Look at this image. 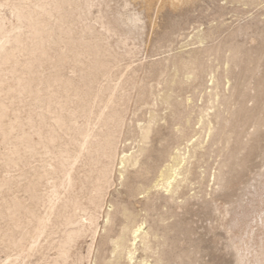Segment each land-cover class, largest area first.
Wrapping results in <instances>:
<instances>
[{
    "label": "rangeland",
    "instance_id": "1",
    "mask_svg": "<svg viewBox=\"0 0 264 264\" xmlns=\"http://www.w3.org/2000/svg\"><path fill=\"white\" fill-rule=\"evenodd\" d=\"M70 1L71 36L96 43L98 57L107 63L92 83L114 90L124 118L119 152L139 155L141 146L149 151L138 156L134 167L123 168L122 174L118 168L113 170L97 224L89 226L79 216L82 223L74 226L84 230L63 258L56 250L62 232L55 229L42 235L29 253L8 250L14 255L9 256L0 243V264L10 258L4 263L9 264L14 257L15 264H264V0ZM14 2L0 0V24L5 35L20 31L28 38L29 28L12 13ZM50 24H57L55 15L50 16ZM90 38L95 43L88 42ZM55 51L49 48V58ZM87 53L76 63L67 60L60 73L81 83L82 69L94 58ZM47 66L44 63L39 69L43 75L50 72ZM11 82L8 77L7 84ZM167 92L173 106L161 100ZM14 104L17 107L18 102L9 111ZM151 116L159 123L143 142L140 129ZM4 151L0 144V160ZM175 152L183 160L177 181L170 185L177 186L174 192L147 191ZM144 160L148 164H142ZM144 166L149 171L142 189L147 192L129 194L134 169ZM3 167L2 161L0 180L6 173L18 175L15 168ZM117 205L132 214L131 226L142 223L147 234L145 240L137 238L128 263L116 262L112 251V240L122 230L121 219L115 216L104 222L107 210L113 213ZM38 211L43 214L45 207L39 206ZM123 237L127 242L128 236Z\"/></svg>",
    "mask_w": 264,
    "mask_h": 264
},
{
    "label": "bare ground",
    "instance_id": "2",
    "mask_svg": "<svg viewBox=\"0 0 264 264\" xmlns=\"http://www.w3.org/2000/svg\"><path fill=\"white\" fill-rule=\"evenodd\" d=\"M15 1L12 5V13L18 22L27 25L30 36L25 35L28 38H24L20 31L11 36L5 35L4 25L0 24V34H2L0 36V144L5 146L3 160L0 161H3L6 170L10 171L14 168L18 170V175H9L11 173L7 175L5 172L6 176L0 180V221H2L0 243L7 251L14 250L18 253L28 251L29 253L37 240L43 237L42 235L59 229L62 237L56 250L59 251V257L63 258L68 245L84 230L82 226H74V223L80 222L79 216L84 217L89 226L96 222L104 191L111 181L113 170L118 168L119 173L122 174L123 168L134 167L140 160L138 156L146 155L149 148L141 146L138 150L139 155L119 152V138L124 118L115 99L116 96L113 94V86L112 91L110 87H96L95 84H98V81L92 83L95 81H92L95 74L107 63L98 57V46L92 42L91 38L88 42L95 44L90 45L84 42L86 40L78 37L75 39L76 35L71 36V27L68 25L70 14L73 12V10L68 11L71 1L35 0L30 3H26L25 0ZM51 15L56 16L55 26L50 24ZM22 31H25L24 28ZM80 34L84 35V33ZM61 43L64 50L61 49ZM49 48L56 50L55 55H52L53 58H49ZM87 52H90L94 58L92 57L89 64L87 63L88 65L82 69V75L78 71H73L81 75V83H74L72 79L60 73V67L65 66L67 60H73L76 63L82 57L81 55L88 54ZM20 54L23 55V60L18 59ZM44 63L50 67L47 75L42 74L43 69V72H40V67ZM79 64L77 62V67ZM110 75L112 76L111 73ZM8 77L12 81L11 85L7 84ZM107 81L108 79L105 82L108 83ZM170 96L168 92L164 93L161 100L171 106ZM6 98L10 101L6 102ZM13 102H18V105L16 107L14 104L16 108L9 111L13 107ZM8 111L12 112L11 118ZM158 123L159 120L155 116H151L146 121L140 129L141 141H147ZM182 160L180 153H172L168 163L160 169L157 178L147 191L164 189L173 193L177 186L171 188L170 185L178 179ZM141 163L146 165L148 161L144 160ZM148 171L147 166L134 169V182L128 189L129 194H135L137 191L147 192L142 189V185ZM46 186L48 190L43 191V187L46 188ZM39 206L45 207L43 214L38 211ZM115 216L121 219L122 230L112 240V251L116 256V262L123 260L128 263L133 259V247L137 238L145 240L147 234L142 229V223L130 225L132 214L123 205H117L113 213L107 210L104 222L109 223ZM109 226L111 227V224ZM53 235L56 234L53 233ZM123 235L128 236L127 242ZM42 247L45 248V246ZM11 254L9 253V256ZM3 257L5 259L6 256ZM16 258H19V254ZM9 259L6 258L4 263H7ZM11 260L9 264L14 263ZM52 263L55 262L52 261Z\"/></svg>",
    "mask_w": 264,
    "mask_h": 264
}]
</instances>
